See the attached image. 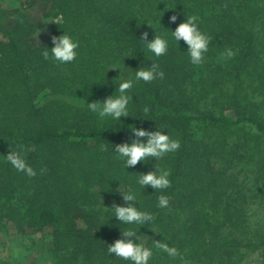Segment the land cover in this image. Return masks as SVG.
Returning <instances> with one entry per match:
<instances>
[{"label":"trees","instance_id":"1","mask_svg":"<svg viewBox=\"0 0 264 264\" xmlns=\"http://www.w3.org/2000/svg\"><path fill=\"white\" fill-rule=\"evenodd\" d=\"M48 2L60 22L44 12L46 26L44 22H34L35 18L19 17L7 22L13 11L0 5V32L6 37V41H0V231L26 236L50 225L57 250L62 243L67 247L78 243L87 254H99L103 258L100 264H127L114 254H107L109 245L121 238V231L127 227L120 225L108 208L123 203L122 196L108 201L112 186L105 191L101 187L116 178L109 171L116 167L119 177L127 179L128 186L133 185L146 200L147 212L153 217L141 231L137 228L140 242L152 246L155 240L164 241L180 253L172 259L154 250L153 261L175 264L187 259L184 263L242 264L256 253L264 264V218L251 232L253 237L245 250H228L230 244L238 246L234 239L213 244L215 239L210 232L209 237L213 238L208 243H196V236L202 234L199 231L215 226L220 215L222 221L217 225L229 230L249 226L259 219V214L252 219L245 211L252 212L253 205L246 206L245 195L239 190V171L231 170L238 164L252 172L256 189L251 198L258 197V212L264 211V117L246 111L231 119L226 114L199 109L187 112L186 108V100L192 97L187 92V86L192 89L188 85L192 77L196 78L195 88L206 92L212 86L208 85L209 78H213L209 72L221 74L215 82H221L223 89L212 90L218 94L230 89L234 109L246 108L240 103L245 98L242 88H249L245 82L254 86V91L258 89L264 99V72L255 67L257 63L264 70V0ZM235 8L240 9L234 11ZM172 15L178 16L175 24L170 23ZM193 15L200 30L211 37L201 65L191 64L184 42L171 38V30ZM44 27L48 28L45 35ZM145 32L148 40L155 35L169 39L165 55L155 57L147 51L139 40ZM63 33L78 41L77 58L66 64L46 60L42 53L53 46L52 36ZM227 49L233 51V57L221 59ZM152 63L158 65L163 77L157 76L151 82L136 81L135 72ZM129 79L133 80L128 91L132 97L129 117L112 121L96 113L90 122L89 116H84L90 109L76 107L80 102L86 105L103 101L113 92L117 95L115 85ZM41 94L44 100L39 99ZM235 96L240 98L235 100ZM145 107L149 109L147 115L143 112ZM135 126L147 130L164 128L162 131L180 141V148L162 160L153 158V162L125 169L111 145L137 139L130 132ZM20 148L25 149L35 176L18 172L6 162L11 149ZM215 163L220 167L214 169ZM155 168L169 171L168 189L145 190L133 184L139 174ZM50 195L63 200H43ZM160 195L169 198L167 213L162 214L164 210L158 207ZM99 197L105 201L96 208L95 199ZM105 202L109 206L104 208ZM101 211L103 220L97 218ZM171 214L180 224L179 219H186L187 226L169 227ZM94 221L103 223L100 233L90 231Z\"/></svg>","mask_w":264,"mask_h":264},{"label":"clouds","instance_id":"2","mask_svg":"<svg viewBox=\"0 0 264 264\" xmlns=\"http://www.w3.org/2000/svg\"><path fill=\"white\" fill-rule=\"evenodd\" d=\"M170 23L175 24L178 16L172 15ZM56 23V22H55ZM171 38L177 43L183 41L187 46V54L191 64L201 65L204 61L205 54L209 51L211 37L202 32L198 26L196 16H188L184 22L178 24L175 30H171ZM52 47L43 51V57L58 61L61 64L73 62L77 56L79 47L78 41L67 33L60 36H52ZM144 43L147 51L155 57L163 56L167 53L169 47V39L166 36L155 35L153 39L148 40V33L145 32L139 39ZM234 55L231 49H227L221 54V59H230ZM119 69V68H109ZM108 69V70H109ZM163 72L158 71V65L152 63L150 67L139 68L135 72L136 81L151 82L157 76L163 77ZM133 87V80H121L115 85L117 95L113 93L107 96L103 101H95L88 103L89 109L98 113L102 119H111L112 121H121L122 117H129V104L132 97L128 91ZM145 115L149 109H143ZM164 128L155 130H147L141 127H134L130 132L137 139L131 143L124 142L121 144L111 145L112 151L117 158L123 161L125 169L134 168L138 163L147 164L153 158L155 161L162 160L167 154L174 153L180 148V141L173 139L167 132L162 131ZM146 138V139H139ZM103 150H107L106 146H102ZM6 162L15 170L22 172L27 176H35L36 172L27 163L25 149L12 150L5 156ZM169 171L162 168H155L154 171L139 174L135 180V184L142 189L152 188L155 191H163L170 187ZM120 192V191H119ZM124 204H114L112 207L113 215L120 225L127 226L121 231V238L116 239L107 249V254H114L116 258H120L128 264H150L153 258L154 250L166 254L169 258L176 259L180 253L176 247L170 246L168 243L155 240L152 246L141 243L140 235L137 228L141 231L142 226L152 221L151 213L140 210L136 204H139L138 194L134 188H129L127 192H120ZM135 202V203H129ZM169 206V198L166 195L158 197V207L167 208Z\"/></svg>","mask_w":264,"mask_h":264},{"label":"rangeland","instance_id":"3","mask_svg":"<svg viewBox=\"0 0 264 264\" xmlns=\"http://www.w3.org/2000/svg\"><path fill=\"white\" fill-rule=\"evenodd\" d=\"M241 1H244L245 3H247L252 0H241ZM0 5H2L4 8L10 11H13V14L9 15L7 22L16 21L19 17H21L25 20H30V19L35 18L34 22H39V23L44 22L45 23V21L43 20V15H42L44 12L47 15L51 16L53 18L52 20L60 22V17L54 15V12H52V10L50 9L51 4L50 2H48V0H0ZM238 9L240 8H235L234 11ZM213 14L217 15L218 13H213ZM45 26H46V23H45ZM44 30H45V33H44L45 35L46 33H48V28L44 27ZM41 34L43 35V31ZM35 38L41 39L45 37H35ZM0 41H6V37H4L1 32H0ZM255 67L260 72H264L262 67L259 66L257 63ZM210 73H213L212 75L213 78H209L210 81L208 82V85L211 84L212 86H209L206 92H201V90H198L197 88H195L194 80L196 78L192 77L191 83L188 84L192 89H190L187 86V92L189 93V97L192 95L191 98L186 100L187 112L188 111L195 112L198 109L204 110V111L207 110L213 113L226 114L228 118L235 119L236 117H240L241 113L249 111V112H254L255 114H259L262 117H264V113H263L264 105H262L264 102V99L259 95L258 89L255 90L257 91L255 92L253 90L254 86L250 87V84L245 82L249 88L247 87L242 88V93L245 92L244 93L245 98L240 100V103L243 106H246V108L242 110L234 109L232 108V106H234L235 104L232 103V100L234 99L231 96L230 89H228V91L226 90L218 91V94H215V91L212 90V89H215V90L223 89L222 88L223 86H221L222 84L221 82H215L216 79H220V77H222L221 74L219 72H209V74ZM194 90H197L198 92H195ZM54 97L55 96L51 98H54ZM62 98L64 97H61L60 99ZM239 98L240 97L235 96V100H238ZM39 99L40 100L42 99V94L40 95ZM71 106L73 105L71 104ZM87 106L88 104L84 105V102L76 103L77 108L88 109L89 107ZM95 114L96 113L90 110V111H86L84 116H89L90 122H91V119L93 118V115ZM153 161L154 160H152V162ZM212 167L214 169H217L220 167V165L219 163H215L214 165H212ZM231 170L234 171L235 173L239 171L238 183H242L239 190L243 195H245L246 206L250 204L253 205L252 212L245 210L247 213V216L249 218L252 217L253 219L254 215L259 214V219L253 222V224H250L249 226L243 225L238 230H234V229L229 230L222 225H217L222 217L220 215L219 219L217 218V222L215 226H212L211 228H208L203 231L202 230L199 231V232H202V234L200 236H196L197 238L196 243H201L203 242V240H205L206 243H208V240L213 237L215 239L213 244H217V242L220 243L221 241L226 240V238H228V240L230 241L231 239L232 240L234 239L235 241H237L238 246L235 247L230 244L229 248L227 249L232 251L237 248L238 250L241 251L243 249L245 250L246 243L248 242L250 238L253 237L251 236V232L257 229L258 222L260 224V220H263L264 211L258 212V204L256 201L258 197L256 198V200L251 198V195L254 197V190L256 189V186L254 185L255 178L251 175L252 172L249 171V168L242 165L241 163L233 167ZM109 171L112 173H115L116 178H113V181H109L106 184L101 185L104 191L107 190L108 186H112V188H110V194L106 198V200L108 201L109 199L112 200L113 197H116V199L117 197L120 198L121 196L120 192L124 193V192H127L130 187L134 188L133 185L128 186L129 184H128L127 179L123 181L122 178L119 177L116 167H113ZM190 181L193 182V178H191ZM50 184L51 186H53L51 182ZM133 184H135V182H133ZM138 197H139L138 199L139 204L137 203L136 206L139 207L140 210L147 211L148 204L146 200H144L139 195ZM58 199H59L58 195L57 196L50 195L44 198L43 200H52L54 201V203H56ZM59 200L62 201L63 199H59ZM95 200H96V204H95L96 208L99 207L101 204H103V202L105 201V199L102 197L96 198ZM124 203L125 202L123 203L119 202L118 204H124ZM129 203H133V202H129ZM107 205H108L107 202H105L104 208ZM86 206L87 204L82 205L83 209H86ZM189 206H187L188 209H189ZM163 210L164 211L162 212V214L164 212L167 213V211H165V208H163ZM98 213L100 216H98L97 218H99V220H103L102 211ZM107 219L108 218H104V220H107ZM175 219L176 217L173 214H171L169 218L170 223H168V225L170 224L169 227L172 226V227H175V229H179V228H183L184 224L188 223L186 222V219H179L181 221V224H180V222H175ZM210 221H213V218ZM102 224L103 223L99 224V222L94 221L90 231L95 232V233H100L104 227V225ZM52 231L53 229L52 227H50V225L43 226L35 232L27 233L28 235L26 236H22L21 234L13 233V232H8L7 235H5L3 231H0V264H55V259L58 260L59 262L58 264H100L101 260H103V258L99 256V254L98 255L97 254H87L83 250L82 247H79L78 243H72L68 247L64 246V244L62 243L61 249L59 248L57 250V248L53 247V238H52L53 232ZM209 232L211 233L213 237H209ZM181 236H184V234H181ZM191 241L192 242L194 241L193 237ZM207 246H209V244H207ZM64 253H66L65 258H64ZM184 260H187V259H184ZM184 260H181L182 263H175V264H189L187 262L184 263ZM261 260L262 258L260 254L254 253V254H250L244 260L242 264H262ZM150 264H163V260L162 262H155L151 260Z\"/></svg>","mask_w":264,"mask_h":264}]
</instances>
